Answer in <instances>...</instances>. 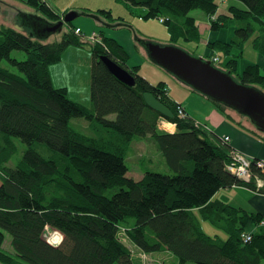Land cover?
I'll return each instance as SVG.
<instances>
[{
	"label": "trees",
	"instance_id": "1",
	"mask_svg": "<svg viewBox=\"0 0 264 264\" xmlns=\"http://www.w3.org/2000/svg\"><path fill=\"white\" fill-rule=\"evenodd\" d=\"M121 1L143 7L144 17L166 18L163 23L172 43L199 44L198 22L189 15L194 9L209 18L211 30L233 20L230 43L207 45L228 54L231 45L253 36V46L264 58V0H235L240 6H227L229 14L219 11L223 0ZM26 4L47 19L61 18L44 0ZM92 13L123 25V19L113 17L108 9ZM64 26L60 39L49 42L0 26V261L141 264V253L156 259L167 251L176 264L264 263L260 214L212 200L219 189L234 185L264 193V167L249 159L248 181L230 173L226 165L233 149L186 111L180 117L176 106L182 105L169 98L162 82L151 84L137 74L138 67L128 70V55L114 39L101 33L105 42L90 44L74 31L72 21ZM85 43L91 50L88 107L70 99L65 87H55L49 69L69 46ZM14 50L23 51L25 58L12 57ZM101 55L127 69L135 84L117 79ZM237 56L222 61L223 69L238 81L264 89V75L256 64L235 73ZM3 61L19 74L3 66ZM144 93L171 109L173 116L166 120L175 124L174 132L158 130L161 115L145 104ZM75 117L87 120L91 135L71 125ZM136 137L156 145L170 174L145 170L138 180L127 175L125 157ZM12 159L14 166L7 164ZM216 208L222 212L215 213ZM201 219L226 237L206 234ZM248 225H254L253 230L247 231ZM48 229L62 235L59 244L45 239ZM120 229L140 250L139 261L120 239ZM4 232L10 235V250L3 245ZM245 234L250 235L247 241Z\"/></svg>",
	"mask_w": 264,
	"mask_h": 264
},
{
	"label": "crops",
	"instance_id": "2",
	"mask_svg": "<svg viewBox=\"0 0 264 264\" xmlns=\"http://www.w3.org/2000/svg\"><path fill=\"white\" fill-rule=\"evenodd\" d=\"M21 1L22 3L27 2V0H21ZM44 1L52 11H54L55 13H59L61 15L69 10L85 11L89 13V12H94L97 9L106 8V6H104V3L101 2V0H44ZM3 2L4 0H0V4H3ZM223 3L224 4L227 3V5L224 6V10H222V12L225 14H229L227 10V6H229L228 3L240 6V4L236 3L235 0L234 1L224 0ZM8 6L12 8L13 4H8ZM16 9H19L17 11L24 10L25 12L28 11L34 12V9L30 6L24 7V5H21ZM143 12L145 13V10ZM79 17H80L79 19L72 22V26L79 27L83 35L91 34L94 31L102 32L105 36L107 34L111 35L112 39H114L128 55V58L125 60V65L128 69H132L133 67H138V71H139L140 69H142L144 64L147 63L148 59L146 57V53L139 45H137V42L134 40V36H133L135 34L141 36V34L137 33L134 30V28L130 24H128V22H124L126 23V25L118 26L116 23L118 21L109 22L105 17L100 16L104 23L107 22V24L110 23L116 24L112 28H108L110 31H107V30H102L101 26L105 24L98 22V20L87 16H79ZM193 17L198 22L200 39L198 41L199 44L197 45L191 42L190 43L194 45L196 49L201 48V52H200L201 55L210 56L212 54L217 53L219 55L222 54L224 57L227 58L229 57L228 59H230L231 57H234L238 54V56L236 57L237 61L235 63V73H239V67H242L240 69V71H242L246 66L255 65V64L258 66L259 71L260 69L264 71V58L262 54L254 48L253 36L240 45H235V44L231 45L229 49V53L227 55L207 45L208 42H215V41L230 43L235 29V22L233 20H228L226 26H223L218 30H211L209 24H207L205 21L208 18L206 15H205V20H202V16H193ZM130 21L133 25H135V27H140L141 25L140 21H138L137 23H134L135 22L134 19H130ZM8 26L16 29L18 25L17 26L8 25ZM127 28H129L131 31ZM161 39H165L171 42V37L170 34L168 33V30L162 33ZM202 46L204 47V49H202ZM74 47L83 48L79 46H74ZM73 52L76 53V51ZM89 61L91 66V55ZM150 68H154V67H150ZM49 69L51 75L52 74L51 68ZM137 74H139V72ZM139 75L143 76L150 83L154 85L155 82L154 80H152V78H150L149 75H147L146 73ZM51 79L53 85L56 87L57 84H55L52 75H51ZM161 79H164V81H166L163 82L165 88H166L165 85L173 81V79H170L166 75L162 76ZM175 82L178 81L176 80ZM173 84H175L176 89L181 90L182 96L175 98L170 94V92L167 91L169 98L177 103H180L183 106L184 110L187 112V114L193 117L196 122L200 123L204 128H206L210 132H213L215 135H217L220 138L223 136H228L229 140L227 144L233 150L243 153L248 157H255L264 160V134L257 131L249 120L245 121L243 118L239 117L237 113H235V111H230L227 108L220 110L217 108L216 105L211 103V101L206 100L204 96L190 93L187 89H184L181 85L178 86L176 85V83ZM190 96L196 97L198 100L206 104V111L204 115H202V117H198L195 113H193L192 110L189 108V106H187V102H185L186 99L185 98L183 99V97L187 98ZM89 100H90V94H89ZM165 122L172 124L171 130L165 131L163 129ZM157 128L160 132H170V133L174 132L176 129L174 123L169 122L161 117L158 120ZM139 138L140 140H142L141 143L144 140H150L148 138H142V137ZM132 142L133 140L131 141V143ZM131 143L130 146L132 147L135 145L139 147L140 144V143H135L133 145L132 143L131 145ZM127 175L135 180H138L142 177L143 172L128 169ZM212 200H215V202L218 203H229L232 206H235L236 208H242L246 211L258 212L261 218L264 219V193H259L250 190L245 186L234 185L228 188H221L213 195ZM247 227H248L247 231H251L253 230L254 225H248ZM222 237L223 238L226 237V234L223 231H222ZM8 242L10 244V241ZM161 254L165 255V257H170L172 260H175L176 263V259L169 252L165 251Z\"/></svg>",
	"mask_w": 264,
	"mask_h": 264
},
{
	"label": "rangeland",
	"instance_id": "3",
	"mask_svg": "<svg viewBox=\"0 0 264 264\" xmlns=\"http://www.w3.org/2000/svg\"><path fill=\"white\" fill-rule=\"evenodd\" d=\"M226 1H230V0H226ZM101 2H103L104 6H106V8H104V9H108L111 12L113 17L122 18L123 19V25H126V23H124V22H128V24H130L137 33L141 34L142 37L156 41V42H159V43H162V44L171 43L170 41H167L165 39H161L162 33L167 31V26L164 23H160L158 21L157 17H144V16H142L144 14V12H143L144 8L143 7L128 6L127 4L123 3L121 0H101ZM8 4H13L14 8L9 7ZM219 4H220L219 11L222 12V10H224V6L227 5V3L224 4L223 2H221ZM228 4L230 5L231 3H228ZM21 5H24V7H29V5H27L26 3H22L21 0H4L3 4H0V26H2V25H4V26L15 25V26H17L18 24H17V19H16L17 18L16 13H17V10H19V9H16V8L21 6ZM21 11H24V10H21ZM29 13H32V14L37 13V14L41 15V13L37 12L35 9H34V12L31 11ZM89 13H91V12H89ZM62 15H61V17H62ZM96 15L99 17L98 19H96V20H98V22H101L102 24H107V22H105V23L103 22L102 18L100 17L101 15H99L98 13ZM189 15H191V16H202V20H205V14L198 9H194V10L190 11ZM41 16H43V15H41ZM79 18L80 17L75 18L74 20H72V22H74L75 20H77ZM211 18L212 17H210V19ZM130 19H134L135 20L134 23H137L138 21H140L141 22L140 27H135V25H133L131 23ZM47 20L56 21V20H50V19H47ZM115 21L116 20L109 21V22H115ZM205 21L207 24H209V18H207ZM116 23H119V22H116ZM107 25H111V26H107ZM107 25H102L101 26L102 30L110 31L108 28H112L116 24L110 23ZM64 27H66V26H64ZM64 27H63L62 32L65 30ZM16 29H18L20 32H23V29L19 26H17ZM127 29H129V28H127ZM198 31H199V28H198ZM62 32L52 34L46 41L49 42V41L59 40L61 35H62ZM101 33L102 32H99V35H98L99 39H98V37H96L97 35H95L93 37H87L86 39L92 40V42H95L94 43L95 45L96 44L100 45L101 43L103 44L105 41L103 40ZM89 35L90 34H88V35H83V33L81 34V36H89ZM106 37L110 38L111 35L107 34ZM175 44L177 46L183 48L184 50H186L187 52H189L192 55H195V56L201 55L200 54L201 48L196 49V47L194 45H192L190 42L179 41ZM83 45L86 47H84ZM83 45L79 46V47H83V48H76L74 46H69L62 53L61 60L55 64L50 65L49 68H51V73H52L51 75L54 79L55 84H57L56 87H63L64 86L67 89L68 97L70 99L88 107L89 103H90V100H89L90 61L89 60H90L91 50L89 49L90 46L88 44L85 43ZM137 45H139V44L137 43ZM202 49H204L203 46H202ZM73 51H76V53H74ZM11 56L16 58L17 60H23L25 58L24 52L20 51V50H14L11 53ZM228 58L224 57L222 54H220V61L219 62L215 61L216 63L214 62V64L220 68H223L222 67V61H223V63H225L228 60ZM208 59L212 60V57H208ZM2 65L7 67L10 71L19 74L18 70L15 67L9 65L7 62L3 61ZM150 67H154V68H150ZM241 68L242 67H239V73L241 72L240 71ZM138 72H139V74H145L146 73L147 75H149L150 78H152V80H154V82H155L154 85H156L160 82H162V83L166 82V81H164V79H161V77L164 75H166L170 79H173V81H171L170 83H168L165 86H166L167 91L170 92V94L172 96H174L175 98L182 96V93H181V90L176 89L175 84H173V83H176V85H178V86L181 85L184 89H187L190 93L201 95V94L197 93L196 91L192 90L190 87L182 84L180 81H178L172 75L167 73L164 69L160 68L157 65H154L149 59L147 60V63L144 64L142 69H140L139 71L137 70V73ZM260 73L262 75H264V71L262 69H260ZM175 79L180 83L175 82L176 81ZM184 98L186 99L185 102H187V106H189V108L192 110L193 113H195L198 117H202V115H204V113L206 111V104H204L202 101L198 100L196 97L190 96L187 98L183 97V99ZM206 100L210 101L207 98H206ZM211 103H213L214 105H217L216 103H214L212 101H211ZM219 105L220 106L219 107L217 106V108L220 110L227 108L225 106H223V108H222V105L221 104H219ZM227 109H229V108H227ZM229 110L233 111L231 109H229ZM235 113H237V112H235ZM237 115L239 117L243 118L245 121L249 120L247 117H245L243 115H240L238 113H237ZM70 123L75 129H77V130H79L85 134L91 135V130L88 127V122L86 119H84L82 117H75V118H72L70 120ZM169 130H171V129H169ZM141 141L142 140H140L139 137H136L133 139V142H132L133 145L135 143H140V144H139V147L136 145L133 147L130 146L132 148H129L130 152H127L128 156L125 159V163L127 165V168L129 170H137L139 172H144L145 170H151V171L161 172L164 174H170L171 170L169 169V167L165 163L161 153L156 148V145L151 140H144L142 143H141ZM132 143H131V145H132ZM241 154L248 161H249V159L255 158V157H248V156L244 155L243 153H241ZM255 159H257L258 161L262 160L259 158H255ZM15 162H16V160L12 159L7 164H9L10 166L11 165L14 166ZM242 201H244V200H242ZM212 209H214V206H212ZM220 211H221V208H216V210L214 212L219 214ZM200 222L202 224V229L206 234L212 235V236L215 234H218L219 237H222V230H219V229L215 228L214 226H212V224L209 221H207V220L204 221L201 219ZM4 234H5V240H4L3 245L6 249L10 250L11 247H10V244L8 242V241H10V235L7 232H4ZM57 235H60L59 239L54 238V236L56 237ZM44 236L48 242H50L51 244H54V245L59 244V242L62 240V235L60 233H57L54 230H49V229L45 230ZM119 237L122 240V242L125 245H127L128 248L133 249L132 253H133L134 261L135 262H136V260L139 261L138 254H139L140 250L136 249L133 244L129 243L128 239L124 236L123 231L121 229L119 231ZM155 258L156 259L159 258V261L161 263H162V261H164L165 264H176L175 260H172L170 257H165V255H163V254H161L159 256H155ZM0 264H3V263L0 261ZM114 264H119V263L116 262ZM262 264H264V263H262Z\"/></svg>",
	"mask_w": 264,
	"mask_h": 264
},
{
	"label": "water",
	"instance_id": "4",
	"mask_svg": "<svg viewBox=\"0 0 264 264\" xmlns=\"http://www.w3.org/2000/svg\"><path fill=\"white\" fill-rule=\"evenodd\" d=\"M79 16L99 18L95 13L76 10L67 11L56 21H49L36 13H16L18 26L24 32L44 40L54 33H60L65 23ZM134 40L153 64L210 101L247 117L255 129L264 134V91L260 87L238 81L230 70L216 66L202 55H192L175 43L162 44L136 34ZM100 59L117 79L129 86L135 84L133 75L127 69L106 55H101ZM143 100L148 107L160 113L162 118H172L171 109L151 93H144Z\"/></svg>",
	"mask_w": 264,
	"mask_h": 264
},
{
	"label": "built area",
	"instance_id": "5",
	"mask_svg": "<svg viewBox=\"0 0 264 264\" xmlns=\"http://www.w3.org/2000/svg\"><path fill=\"white\" fill-rule=\"evenodd\" d=\"M165 20H166V18H162V17L159 18V22H164ZM74 31L78 32V33H81V31H80V29L78 27H76ZM91 34L89 36H82V40L90 42V43H94V42H92V40H90V39L87 40L86 38L87 37H93L95 35H97L96 37H98V39H99L98 33L92 32ZM213 61L218 62L219 61L218 56H214L213 57ZM176 108H177V114L180 117L185 115V112H184V109L182 108V106L177 105ZM221 140L223 142L227 143L228 140H229V137L228 136H223L221 138ZM230 156H231V162L226 165V169L230 173L235 174L236 176H238L239 178H241V179H243L245 181H248L249 178H250L248 160H246L244 158V156L240 152L235 151V150H232L230 152ZM257 166L258 167H264V160L258 161L257 162ZM258 185L259 186L262 185V182L259 181ZM260 225H264V220L261 221ZM244 238L247 241V240L250 239V235L245 234ZM140 258H141V264H161L158 260L151 258L147 254L141 253L140 254Z\"/></svg>",
	"mask_w": 264,
	"mask_h": 264
},
{
	"label": "bare ground",
	"instance_id": "6",
	"mask_svg": "<svg viewBox=\"0 0 264 264\" xmlns=\"http://www.w3.org/2000/svg\"><path fill=\"white\" fill-rule=\"evenodd\" d=\"M117 25L120 26L119 23H118ZM215 42H220V43H222V41H215ZM225 54L227 55V53H225ZM217 56H218V59H219V61H220V55L217 54ZM128 70H132V69H128ZM258 87H260V86H258ZM260 88H261V87H260ZM261 89L264 91L263 88H261ZM164 127L167 128V129H172V124H170V123H168V122H165V123H164ZM126 156H127V154H126ZM125 159H126V157H125ZM57 233H58V232H57ZM54 238H55V239H59V238H60V235H57L56 237L54 236Z\"/></svg>",
	"mask_w": 264,
	"mask_h": 264
}]
</instances>
